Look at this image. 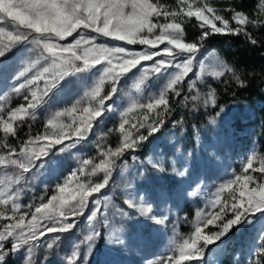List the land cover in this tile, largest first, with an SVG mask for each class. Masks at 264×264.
Masks as SVG:
<instances>
[{"label":"snow or ice","instance_id":"6c2138e0","mask_svg":"<svg viewBox=\"0 0 264 264\" xmlns=\"http://www.w3.org/2000/svg\"><path fill=\"white\" fill-rule=\"evenodd\" d=\"M256 9L255 18H252L234 7L217 8L214 0H176V7L161 0H0V58H6L21 47L26 53L9 93L23 96L26 103L9 109L6 115L5 108L0 106V132L3 133L0 140V208L4 209L0 211V219L9 221L0 225V264H5L10 254L21 250L25 252L24 264H34V255L42 247H46L48 255L58 253L61 238L76 229L81 218L85 220L86 234L63 260L65 264H79L81 246L87 249L85 256H90L102 234L101 228L111 227L110 197L103 190L119 167L118 161L127 168V161L121 159L125 153H131L132 162L137 163L139 158L135 153L166 125L174 111L170 94L180 98L187 80L189 95L183 97L184 105L187 106L190 99L195 111L201 104L204 108H215L218 104L215 88L202 94L197 87V82H202L205 76L227 83L225 78L230 75L239 86H245L236 68L214 53H209L208 63H200L197 56L211 35L243 34L256 45L258 40L248 31V26L264 27V0H258ZM222 13H230L231 18ZM161 17L163 22H160ZM193 18L199 32L188 39L184 25ZM101 38L122 43L100 42ZM136 45L143 47L139 51L129 47ZM194 68L199 69L194 73L196 78L188 79ZM93 69L92 85L81 100L70 109L48 116L45 127L51 128V132L29 136L19 147L7 142L9 136H16V129L26 119H37V109L48 103L69 78ZM134 70L140 74L133 85L135 93L143 92L149 77L159 78L164 73L168 76L158 94L142 99L130 93L129 106L119 112L116 131L122 137L120 144L115 149L100 148L103 158L98 164L81 158L79 167L62 184L56 185L59 195H53L47 202L40 197L39 204L34 201L22 204L25 187L49 162L50 154L54 150L66 153L75 148L87 139L106 112L115 110L106 101L118 92L122 78L130 72L135 75ZM105 83L111 84V91L101 95ZM82 102H86V106L80 107ZM224 111L225 108L220 107L217 117ZM65 116L72 120L71 124L63 121ZM216 122L215 118L211 121L212 124ZM172 123L175 127L183 124V119ZM141 130H146L147 135ZM146 163L155 171L166 172L159 160L149 159ZM89 165L91 171L87 175L103 173L101 182L93 183L91 179L87 183L80 182L78 173L84 174ZM190 167L185 162L182 170L173 167V173L180 177L190 175ZM257 172L264 174V156L253 153L246 159L240 174L233 173V178L218 186L208 205L212 211L197 212L191 236L182 242L173 241L171 254L162 257L161 264L201 260L208 245L220 240L236 225L252 223L257 213L264 212V180L254 175ZM73 178L76 179L73 181ZM250 184L255 186L249 188ZM125 191L124 204L132 212L117 208L120 216L132 219L133 214H137L156 224H167L169 217L154 216L149 198L137 195L131 183ZM226 191L230 200L222 199ZM201 194L202 182L188 193L192 197ZM159 195L167 201V193ZM218 206L219 211H215ZM25 207L35 209L27 223V213L21 214ZM8 211L11 215L6 214ZM229 213L231 216L226 219ZM213 224L219 231L205 235L203 228ZM118 231L123 232L122 229ZM258 239L255 258L247 264H264V230ZM9 243L11 247L6 248ZM108 243L119 245L124 239L122 235L113 234Z\"/></svg>","mask_w":264,"mask_h":264},{"label":"rangeland","instance_id":"374dc122","mask_svg":"<svg viewBox=\"0 0 264 264\" xmlns=\"http://www.w3.org/2000/svg\"><path fill=\"white\" fill-rule=\"evenodd\" d=\"M165 4L176 7V0H168ZM160 22H163L162 17ZM100 42L122 43L105 40V38H101ZM129 47L139 51L143 46ZM25 55L26 53L21 47L14 49L6 58H0V106L5 108V115L9 109L26 103L23 96L9 95L13 86V77L20 70ZM207 57V54L200 53L197 60L200 63H208ZM197 71L199 69L194 68L193 74H190L188 79H192ZM94 74L95 69L92 72L80 74L79 77L69 78L48 103L37 109L36 120L26 119L30 123L37 124L26 130L23 139H17L10 144L19 147L20 143L27 140L29 136L51 132V128L45 127L48 116L55 111L70 109L77 100H81L84 92L92 85ZM139 75V72H135V75L130 72L121 79L118 92L112 96L110 101H106V103L112 104L115 110L106 112L100 118L86 140L69 152L58 153L54 150L50 154L47 158L49 162L25 187L22 204L27 205L33 201L35 204H39L40 197H44V202H47L53 195H59L56 185L62 184L64 179L79 167L81 158L98 164L103 158L100 148L115 149L120 144L122 137L116 131L120 123L119 112L129 106L130 93L142 99L149 94H158L167 80L168 73L162 74L159 78L149 77L143 92L135 93L133 85L139 79ZM110 91L111 84L105 83L101 95H107ZM6 95L8 96L7 100L4 99ZM83 106H86V102H82L80 107ZM74 115L79 116L80 113ZM252 118L253 114H250L249 117L240 116L234 123L223 118L220 124L209 130L200 132L193 129L187 133L176 130V126L174 127L172 123L173 120L168 121L158 133L149 137V140L135 153L139 158L137 163L132 162L131 153H125L121 159L127 161V168L118 161L119 167L113 171L109 185L103 190L104 194L110 197L111 227L101 228L102 234L95 243L90 256H85L87 249L85 246H81L79 264H161V258L171 254L170 248L173 241L182 242L183 239L191 236L197 212L212 211L208 205L218 186L233 178V173L240 174L246 159L253 153L264 156V152L258 149L253 128L249 124ZM62 119L66 124L72 123V120L67 116ZM65 131L70 130L65 129ZM141 131L147 135L146 130ZM107 137H111L112 143L106 140ZM149 159L159 160L166 168V172L160 173L153 170L151 165L146 163ZM185 162L191 165V174L184 177L176 176L173 173V167L182 170ZM140 165L144 167H140ZM90 171L91 165L84 169V174L78 173L80 182L87 183L89 179L93 183L102 181L103 173L98 172L95 176L89 177L87 173ZM141 172L144 173L143 177L140 176ZM254 175L264 180V174L257 172ZM75 179L73 178V181ZM201 182L202 194L198 197L188 195L196 188V184ZM130 183L134 186L137 195H146L149 198L153 204L152 214L154 216L167 215L169 217L166 225L156 224L154 220L140 217L137 214H133L132 219L119 215L117 208L132 212L124 204L125 189ZM254 186V184H250L249 188ZM235 187L237 186L234 185ZM161 192L167 193L166 202L160 198ZM236 194L238 195V192ZM65 195L67 196L68 193L66 192ZM222 199H231L228 191L224 193ZM34 210V208L28 209L27 207L21 210V214L27 213L25 223L31 219V213ZM0 211H4V209L0 208ZM215 211H219V206ZM6 214L11 215V212L8 211ZM230 216L229 213L225 218H230ZM8 222L0 219V225ZM121 229L122 233L118 231ZM261 230H264V212L257 213L253 217L252 223L238 224L220 240L208 245L201 260L184 261L182 264H247L248 260L255 258L254 251L258 247ZM86 231L85 220L81 218L80 225L61 238L58 253L48 255L46 247L37 249L34 255V264H65L63 257L71 253L73 245L83 239ZM217 231L219 228L216 224L203 228L205 235ZM113 234L122 235L124 243L119 245L108 243L109 237ZM10 247V243L6 244V248ZM46 255L47 260H45ZM175 255L178 256V253ZM24 258L25 252L21 250L15 255L10 254L6 258L5 264H24Z\"/></svg>","mask_w":264,"mask_h":264},{"label":"trees","instance_id":"16d2710c","mask_svg":"<svg viewBox=\"0 0 264 264\" xmlns=\"http://www.w3.org/2000/svg\"><path fill=\"white\" fill-rule=\"evenodd\" d=\"M161 1L168 2V0ZM257 3L258 0H214V6L217 8L234 7L252 18H255ZM222 14L229 19L231 18L230 13ZM184 27L188 39L199 32L194 18L188 20ZM248 31L258 40L256 45H252L243 34L211 35L204 49L201 50V53L207 55L214 53L215 56L235 67L245 86H239L230 75L225 78L227 83L205 76L202 82H197V87L202 94H206L209 88H215L218 104L215 108H204L201 104L197 110L193 111L190 99L187 106L184 105L183 97L189 95L187 82H185L180 98L170 95V102L174 111L167 118L168 121L183 119V124L176 125V130L183 133L193 129L200 132L206 131L220 124L223 118L234 123L238 121L240 116L249 117L250 114H253L249 124L253 128L258 149L264 152V27L254 28L249 25ZM195 78L194 75L192 79ZM220 107H224L225 111L220 117H217L216 114L220 111ZM214 118L217 121L216 124L211 123ZM36 124L25 120L16 129V136H9L7 142L13 143L17 139H23L26 130ZM2 139L3 133L0 132V140ZM106 140L111 142L112 139L107 137Z\"/></svg>","mask_w":264,"mask_h":264}]
</instances>
